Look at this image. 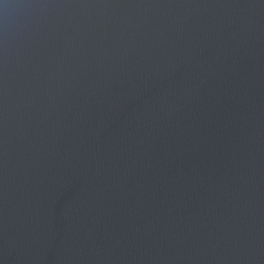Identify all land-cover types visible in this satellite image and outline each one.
Segmentation results:
<instances>
[{"label":"water","instance_id":"water-1","mask_svg":"<svg viewBox=\"0 0 264 264\" xmlns=\"http://www.w3.org/2000/svg\"><path fill=\"white\" fill-rule=\"evenodd\" d=\"M0 264H264V0H0Z\"/></svg>","mask_w":264,"mask_h":264}]
</instances>
